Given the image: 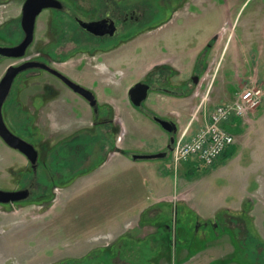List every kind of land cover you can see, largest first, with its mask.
Listing matches in <instances>:
<instances>
[{
	"label": "rangeland",
	"instance_id": "rangeland-1",
	"mask_svg": "<svg viewBox=\"0 0 264 264\" xmlns=\"http://www.w3.org/2000/svg\"><path fill=\"white\" fill-rule=\"evenodd\" d=\"M8 1L0 0V40L11 45L22 0ZM129 1L132 6L151 2L157 19L148 18L111 45L72 43L73 51L57 60L113 120H93L85 97L52 77L48 102L47 91L36 86L39 77L27 74L17 86V105L7 101L5 120L12 128L18 129L15 122L32 131L38 124L45 131L22 138L38 153L36 170L0 137V190L19 191L32 183L28 199L0 203V264H264V187L259 186L264 181V0ZM190 14H204L194 34L200 26L221 32L205 42L190 41L185 32ZM60 18L65 35L86 39L70 19ZM38 25L48 32V24ZM44 42L37 39V45ZM19 61L0 59V78ZM138 81L150 86L140 107L127 93ZM223 86L232 93L214 104ZM248 87L261 90L257 119L236 128L235 142L219 157L223 166L214 169L196 158L175 163L169 138L186 128L180 130L178 117L161 116L154 108H167L182 96L188 103L184 119L197 130L214 106L233 102ZM22 111L31 119L27 124ZM154 115L173 122L175 131L164 132ZM145 117L154 130L148 137ZM160 136L164 157L132 161L134 153H156ZM233 147L236 151L224 157ZM123 155L129 161H122ZM256 187L252 205L244 200L241 210L229 213L239 218L225 214L223 204L230 207ZM143 198L142 213L136 214L133 204Z\"/></svg>",
	"mask_w": 264,
	"mask_h": 264
},
{
	"label": "flooded vegetation",
	"instance_id": "flooded-vegetation-1",
	"mask_svg": "<svg viewBox=\"0 0 264 264\" xmlns=\"http://www.w3.org/2000/svg\"><path fill=\"white\" fill-rule=\"evenodd\" d=\"M12 1L14 0H9L8 2L11 3ZM46 1H48L49 4L41 8L39 13L35 16L34 24H33V31H32V40L26 47L24 55L19 58L0 56V59H3V58L4 59H15V60L21 59V61H19L18 63H14L10 65H19L23 62L34 63L33 66L25 68L17 72L13 76L8 94L6 98L4 99L2 107H1V114H2L5 125L10 130V132H12L14 135L21 137V138H24V137L32 138V137L38 136V134H41L42 136H44L45 130L40 129L38 124H36L37 127L35 126V129H33L32 131L31 130L27 131L25 125H23L24 130H22L21 129L22 126L19 127L17 124H15V122H14V127L18 129H14L11 127V123L6 122L5 112L7 109V101L10 100L9 103L15 102V105H17V98L20 96V94L17 93V89H20V87H17V86H18V83L21 85L22 82H20L19 80L25 79V77H28V76H30V78L39 77L40 81L39 80L37 81L36 86H42L41 89L43 92L44 90L47 91V97L45 98V102H48L49 100V79L51 77L60 81L61 84L65 85L66 88L72 91L74 94L82 97L79 93L75 92L72 88H70L58 75L54 74L49 69L41 65H45L48 68L55 70L56 72L64 74V76H66L65 73H63L60 70L59 61L57 60L59 57L64 56L65 52L71 53L73 51L74 48L72 47V43L76 44V46H79L80 44V46L84 45V47H89V48L95 47V46L111 45L115 39L124 37L127 33L131 34V31L137 30L138 27H135V26L138 24H144V22H146L148 18L157 19V8L155 7L150 8L152 4L149 1L148 2L145 1L144 3L138 4L136 6L135 5L132 6L128 4V2H130L129 0L127 1V3H125L124 0L122 2L121 0H117L115 2L114 0H80V4L77 3L79 0H69V1L68 0H46ZM26 2L27 0H22V4H21V7L18 13L19 23L17 22L16 19L13 21V23L15 22L14 24L16 27L15 30L11 31L8 29L9 31H11V34L13 36H17L16 42L12 43L11 45H7V42L2 43V40H4L5 38L1 37L0 46H16L24 39L25 31L23 27V18H24V14L26 13L25 8H24ZM120 2L121 4H125V5H120ZM4 3H7V2H4ZM185 3L188 4L189 2H186L185 0ZM148 9H149V12H148ZM46 16L48 17L46 18ZM61 16H66L68 19H70V21L77 27L76 29L79 31V34L84 36L86 38L85 40L87 41L88 40L91 42L96 41L95 44L85 45L84 43H86L87 41L85 40L78 41L74 34L65 35L67 30L65 26L63 25V20L60 18ZM38 21H41L42 25L48 24V27H49L48 32L51 27V33H48L47 30L44 29V27L40 28L39 27L40 25H38ZM91 23H97V26H95L93 30H90L89 28H87V26H85L86 24H91ZM128 25H134V27L129 28L131 26H128ZM161 25L162 24H160V26ZM121 26H125L123 28L124 33L120 32ZM53 31H54V38L51 41L49 37L52 36ZM37 39L45 40V42L42 45H37ZM51 44L53 45L52 49L49 48ZM205 53L203 51L202 54L205 56ZM197 65H199V63H197ZM26 74L28 76H26ZM67 77L70 78L69 76ZM70 79L73 80L72 78ZM84 88L88 89V87H85V86ZM162 89H165V88H162ZM92 94L95 99V95L93 92ZM83 99L89 105V113L93 120H98L99 118H101V121L103 122L113 120L112 118L108 117L107 115L108 110L106 108L102 109L98 105L96 99H95L94 104H91L89 100H87L86 98H83ZM22 112L24 113V117H23L24 122L26 124L29 123L31 119L26 117V114L24 111ZM17 131H19L20 133H18ZM25 141L27 140L25 139ZM27 142L33 146L31 142L29 141ZM22 155L24 154L22 153ZM26 159L29 161V163H31L27 157ZM37 159H38V153H37L35 166L34 164L31 163L32 170H36L37 168V162L40 161ZM30 185L24 189H21V190H27V197L22 200L28 199V197L30 196V192H31ZM20 201L21 200H18L15 202H20Z\"/></svg>",
	"mask_w": 264,
	"mask_h": 264
},
{
	"label": "water",
	"instance_id": "water-1",
	"mask_svg": "<svg viewBox=\"0 0 264 264\" xmlns=\"http://www.w3.org/2000/svg\"><path fill=\"white\" fill-rule=\"evenodd\" d=\"M48 4L49 3L46 0H27L24 6L26 13L24 14V18H23V27L25 31V37L16 46H13V47L0 46V56L18 58L24 55L26 47L32 40V31H33V24H34L35 16L39 13L41 8L45 7V5H48ZM85 26H87V28H89L90 30H93L95 26H97V23L86 24ZM33 65L34 63L32 62H25L18 66H9L0 80V137L8 146L22 152L30 160V162L34 164L35 166L37 153L34 147L27 141L23 140L22 138L10 132V130L5 125L2 114H1V107H2L4 99L6 98L8 94L13 76L17 72L25 68H28L30 66H33ZM41 66L49 69L54 74L58 75L70 88H72L75 92L79 93L80 95L85 97L87 100H89L91 104L95 103L93 94L88 89L82 87L81 85L77 84L76 82L68 78L67 76H64L63 74L58 73L55 70H52L45 65H41ZM149 89H150V86L141 81L133 83L127 91L131 103L137 107H140L142 102L147 98ZM163 90L168 91L167 89H163ZM152 119L157 124H159V126L163 130H165L169 134H172L176 129V125L171 121L160 118L156 115L152 116ZM173 141H174V137L170 136L169 144L167 145V148L169 149V151L171 150V145ZM165 155H166L165 151L158 152V153H150V154H133L132 159L134 161L142 160V159H157V158H162ZM26 197H27V190H19V191H12V192L0 190V202L1 203L14 202V201L22 200Z\"/></svg>",
	"mask_w": 264,
	"mask_h": 264
},
{
	"label": "built area",
	"instance_id": "built-area-1",
	"mask_svg": "<svg viewBox=\"0 0 264 264\" xmlns=\"http://www.w3.org/2000/svg\"><path fill=\"white\" fill-rule=\"evenodd\" d=\"M261 90L255 87L245 88L238 92L231 103L214 106L206 122L189 138L186 130L175 139L172 146V159L175 163L198 159L202 164L210 166L234 143L235 137L229 124L235 119L246 117L260 104Z\"/></svg>",
	"mask_w": 264,
	"mask_h": 264
},
{
	"label": "crops",
	"instance_id": "crops-1",
	"mask_svg": "<svg viewBox=\"0 0 264 264\" xmlns=\"http://www.w3.org/2000/svg\"><path fill=\"white\" fill-rule=\"evenodd\" d=\"M206 11H207V9L205 10V13H206ZM204 13V14H205ZM204 14H203V16L201 17L200 15H196V16H191V15H193V14H190L189 16H188V18L186 17V19H187V21L185 22V32H186V36L187 35H189V33H191V38L189 39L190 41H196V40H199V41H202V42H205L207 39H209L211 36H214V35H217L219 32H221V28L219 27L218 29H216V30H209L208 28H203V26H200L198 29H200L199 31H197L195 34H194V31L192 30L193 29V27H194V24L196 23V21H199V20H203V18H204ZM200 17L202 18V19H200ZM226 20V19H225ZM217 31V32H216ZM188 39V38H187ZM222 91V92H221ZM221 91H220V93L219 94H217L216 95V98L217 99H215V102H214V104H216V103H218L219 101H224L225 100V98H228L229 96H230V94L232 93V91L230 92L229 91V89L226 87V86H223L222 87V89H221ZM177 96H179V95H177ZM162 97V96H161ZM178 99L179 100H173V101H170V103L168 104V106L169 107H167V108H164V107H162L161 105H158V107L156 108H154L155 110H160L159 111V113H160V115L162 116V115H164L165 116V114L166 113H169L170 112V114H173L174 116H176V118L178 117L179 119V122H180V124H181V129L180 130H183V128L185 129H187V130H190L189 131V133H188V138L195 132V130H196V128L198 127V125L196 126V127H191L192 126V124L193 123H189L188 121L189 120H186V119H184V116H183V114H184V110H185V106L188 104L187 103V101L186 100H184L183 99V97L182 96H180V97H178ZM184 102V103H183ZM133 105V104H132ZM134 106V105H133ZM144 116H146V115H144ZM252 117H253V119H252ZM257 119V111H256V109L255 110H253V111H251V113H249L246 117H244L243 119H244V121L242 122H238L239 121V119H235L231 124H229V128H230V130L231 131H235V130H237L236 128L239 126V125H242V124H244V122L246 121V122H251L252 120H254V119ZM145 119L147 120V122H146V127L149 129V134L146 136V137H148L149 135H151L153 132H154V130L152 129V127L150 126V124H149V122H151V121H149V119L147 118V117H145ZM255 119V120H256ZM154 122V121H153ZM156 123V122H155ZM164 132H166L165 130H163ZM151 133V134H150ZM168 135H169V133L168 132H166ZM165 138V137H164ZM160 139H162V137L160 136ZM241 141V140H240ZM239 141V142H240ZM159 143H162V144H160L156 149H157V152L156 153H158V152H162L161 150H162V147H163V143H164V139H162V141L161 142H159ZM238 144V143H237ZM239 145V144H238ZM238 145H237V147H238ZM234 148V147H233ZM235 149V150H234ZM233 149V151L232 152H230V153H228V154H226V155H223L224 157L225 156H227V155H229V154H231V153H233L234 151H236V148H234ZM152 153H154L153 151H151ZM134 154H136V153H134ZM138 154H141V153H138ZM143 154H150V153H143ZM122 158V161H124V159L126 160V161H129V159L127 158V157H125L124 155H123V157H121ZM132 159V158H131ZM157 159H160V158H157ZM222 160V158H219L212 166H213V168L214 169H216V168H218L219 166H223V164H219V162ZM110 161H111V159H110ZM109 161V163L108 164H106L105 166H108L111 162ZM132 161H134L133 159H132ZM136 161V160H135ZM187 161V160H186ZM261 161H262V163H263V165H264V156H262L261 157ZM133 164H136V163H133ZM219 164V165H218ZM137 165V164H136ZM104 166V167H105ZM211 166V167H212ZM214 169H212V171L211 172H213V170ZM218 171V170H217ZM214 173V172H213ZM96 180H97V178H96ZM138 183H140V184H142V186L144 187V189L146 190V187H145V185L142 183V182H138ZM97 184V183H96ZM210 184H214V183H210ZM195 185H198V183H195ZM260 187H264V181L262 182H260V185H259ZM257 191V187L254 189V190H250L249 192L246 190V193L248 192V194H249V197L248 196H244L242 199L241 198H239V199H237V203H234L233 205H231L230 207H228V206H224V204H223V206H222V209H224V212H225V214L227 213L228 214V217H233V219H235V218H239L237 215H230L229 213L231 212V211H238V210H241V207H242V205H243V201L244 200H248V202L252 205V203L254 202V199L253 200H251V197H252V194H254L255 192ZM241 195V194H240ZM240 197V196H239ZM187 200V199H186ZM144 202V198L142 199V201H141V204L140 205H138L139 203H135V204H133V211L136 213V214H139V213H142V209H143V203ZM240 202V203H239ZM226 203V202H225ZM138 205V206H137ZM139 209H141V210H139ZM253 210V209H252ZM252 212V211H251ZM247 214H250V213H248V210H247ZM252 215V214H251ZM132 216H136V215H132ZM227 216V215H226ZM241 219V218H240ZM248 228V227H247ZM255 240H257V239H255Z\"/></svg>",
	"mask_w": 264,
	"mask_h": 264
}]
</instances>
